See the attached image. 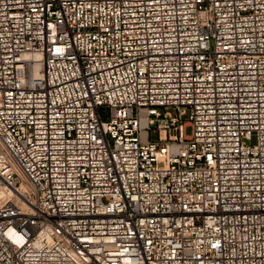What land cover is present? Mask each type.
<instances>
[{"label": "built area", "instance_id": "1", "mask_svg": "<svg viewBox=\"0 0 264 264\" xmlns=\"http://www.w3.org/2000/svg\"><path fill=\"white\" fill-rule=\"evenodd\" d=\"M0 264H264V0H0Z\"/></svg>", "mask_w": 264, "mask_h": 264}, {"label": "rangeland", "instance_id": "2", "mask_svg": "<svg viewBox=\"0 0 264 264\" xmlns=\"http://www.w3.org/2000/svg\"><path fill=\"white\" fill-rule=\"evenodd\" d=\"M191 132H192V127L191 126H187L186 133L187 134H191Z\"/></svg>", "mask_w": 264, "mask_h": 264}]
</instances>
